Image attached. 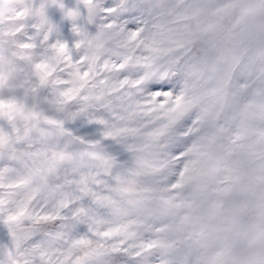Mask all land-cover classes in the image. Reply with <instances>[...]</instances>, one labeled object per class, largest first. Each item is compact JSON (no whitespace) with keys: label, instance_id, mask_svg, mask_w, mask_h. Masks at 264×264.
<instances>
[{"label":"snow or ice","instance_id":"obj_1","mask_svg":"<svg viewBox=\"0 0 264 264\" xmlns=\"http://www.w3.org/2000/svg\"><path fill=\"white\" fill-rule=\"evenodd\" d=\"M158 11L0 0V264H152L163 248L129 197L178 87Z\"/></svg>","mask_w":264,"mask_h":264},{"label":"rangeland","instance_id":"obj_2","mask_svg":"<svg viewBox=\"0 0 264 264\" xmlns=\"http://www.w3.org/2000/svg\"><path fill=\"white\" fill-rule=\"evenodd\" d=\"M156 2L178 87L129 194L159 229L152 264H264V0Z\"/></svg>","mask_w":264,"mask_h":264}]
</instances>
